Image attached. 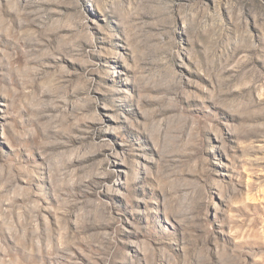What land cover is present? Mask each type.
I'll use <instances>...</instances> for the list:
<instances>
[{
    "label": "rangeland",
    "instance_id": "374dc122",
    "mask_svg": "<svg viewBox=\"0 0 264 264\" xmlns=\"http://www.w3.org/2000/svg\"><path fill=\"white\" fill-rule=\"evenodd\" d=\"M0 264H264V0H0Z\"/></svg>",
    "mask_w": 264,
    "mask_h": 264
}]
</instances>
